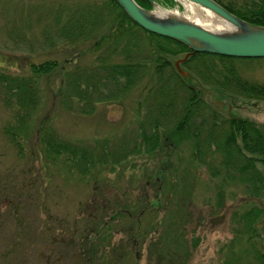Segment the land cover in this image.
<instances>
[{
    "label": "rangeland",
    "instance_id": "obj_1",
    "mask_svg": "<svg viewBox=\"0 0 264 264\" xmlns=\"http://www.w3.org/2000/svg\"><path fill=\"white\" fill-rule=\"evenodd\" d=\"M221 1L239 5L249 0ZM90 2L0 0V71L21 74L31 62L55 60L58 69L42 81L45 107L41 114L49 113L53 126L67 139L90 145L95 154L113 156L112 149L118 150L123 133L143 115L149 77L121 101H92L85 111L83 102L64 103L55 96L66 69L91 66L107 47L106 43L99 49L93 47L97 36L69 42L56 34L70 6ZM156 4L159 7L153 6V11H176L205 28H215L216 21L195 17L199 12L202 18H217L196 4L175 1L169 5L161 0ZM182 57L179 54L172 60ZM104 61L120 62L121 58L105 54ZM238 67L244 77L264 83V60ZM179 68L212 106L264 122V101L233 96L202 81L192 70L180 64ZM10 116L11 110L0 100V264L252 261L244 248L245 237L240 235V217L255 200L240 182L211 177L195 161L190 139L174 136L170 145H162L154 154L133 153L113 169L93 166L91 173L80 176L62 168L57 159L42 164L35 136L28 142L30 149L19 156L3 133ZM257 166L264 173L262 165ZM255 231L254 238L264 251V216Z\"/></svg>",
    "mask_w": 264,
    "mask_h": 264
},
{
    "label": "trees",
    "instance_id": "obj_2",
    "mask_svg": "<svg viewBox=\"0 0 264 264\" xmlns=\"http://www.w3.org/2000/svg\"><path fill=\"white\" fill-rule=\"evenodd\" d=\"M135 1L151 8L149 0ZM162 1L173 4V0ZM216 1L240 18L264 26V0L239 5ZM69 9L66 22L56 26L59 38L76 42L97 36L93 47L99 49L102 43L107 47L91 66L66 69L55 96L64 103L81 101L85 111L91 108L92 101H121L149 77L143 115L135 127L123 133L118 150L112 149L111 153L116 154H95L90 145L60 134L49 113L41 114L45 107L42 81L58 69L55 60L31 62L27 72L21 74L0 71V100L11 110L3 133L16 153L26 154L28 142L35 136L42 164L46 159H57L62 168L75 170L81 176L91 173L93 166L113 169L133 153L154 154L162 145H170L174 136L190 139L195 161L211 177L240 182L248 197L255 200L241 214L240 235L245 237L244 248L252 256L249 264H264V251L254 238L255 225L264 216V173L257 166L259 163L264 168V122L223 112L209 104L172 60L187 54L179 64L202 81L236 97L264 101V83L244 77L238 67L264 58L191 53L187 46L141 28L115 0H92ZM111 53L118 54L121 61L105 62V54ZM142 232L145 234L144 229Z\"/></svg>",
    "mask_w": 264,
    "mask_h": 264
},
{
    "label": "water",
    "instance_id": "obj_3",
    "mask_svg": "<svg viewBox=\"0 0 264 264\" xmlns=\"http://www.w3.org/2000/svg\"><path fill=\"white\" fill-rule=\"evenodd\" d=\"M115 1L141 28L173 39L187 46L191 53L207 52L232 57H264V26L252 24L238 17L215 0L174 1L196 4L218 20L230 25L231 28L228 30L208 29L180 16L176 11L160 8L159 11H153L152 8L148 9L139 5L135 0ZM149 1L152 6L157 5L154 0ZM165 11L169 12L164 14Z\"/></svg>",
    "mask_w": 264,
    "mask_h": 264
},
{
    "label": "bare ground",
    "instance_id": "obj_4",
    "mask_svg": "<svg viewBox=\"0 0 264 264\" xmlns=\"http://www.w3.org/2000/svg\"><path fill=\"white\" fill-rule=\"evenodd\" d=\"M166 12H169V11H165L164 12V14L166 13ZM159 13H161V12H159ZM195 17H197V18H199V19H201L202 21H204V22H208V20H214V21H216V23H215V28H214V30L215 29H226V30H228V29H230L231 27H230V25H228L227 23H225V22H223V21H221V20H218L217 18H212V17H208V18H206V17H204V18H202V16L199 14V12H196L195 13ZM210 25H212V23H210Z\"/></svg>",
    "mask_w": 264,
    "mask_h": 264
}]
</instances>
